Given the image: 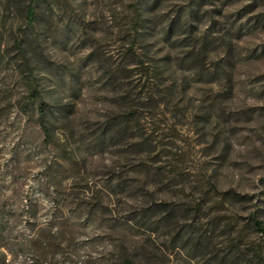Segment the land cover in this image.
<instances>
[{"label":"rangeland","instance_id":"obj_1","mask_svg":"<svg viewBox=\"0 0 264 264\" xmlns=\"http://www.w3.org/2000/svg\"><path fill=\"white\" fill-rule=\"evenodd\" d=\"M3 2L0 264L262 253L248 216L258 207L264 225V0H46L22 54Z\"/></svg>","mask_w":264,"mask_h":264},{"label":"trees","instance_id":"obj_2","mask_svg":"<svg viewBox=\"0 0 264 264\" xmlns=\"http://www.w3.org/2000/svg\"><path fill=\"white\" fill-rule=\"evenodd\" d=\"M44 6H49L46 4V0H4L3 8L10 9L13 13H17L21 20L22 26L20 30L22 31V35L19 40L15 41L18 52L22 54L23 52V44L29 42L27 39V31L34 30L39 23V11ZM33 50V49H32ZM34 53V51H33ZM25 83L28 88L27 99L28 102L31 103L36 110L37 113V121L38 125L43 132V135L46 140H49L53 134V123L51 122L53 118V113L51 111L50 105L44 101V97L42 95V91H40L33 79V73L30 72L28 76L25 77ZM223 199L228 200V198L235 200L237 202H244L247 196H243L237 193H231V191H226L222 193ZM255 208L254 211L249 213L248 222L249 225L261 236H264V225L263 222L259 219L260 217V209ZM164 214L167 219L173 216V213L167 209H164ZM212 229H209L207 233H205L204 241L201 243L202 248L205 251L211 252V239H212ZM239 246L233 243H229L227 248L223 251H215L212 253L213 259H215V263L217 264H264L263 263V254L264 249H262V253L258 255V257H248L249 261L246 259L247 255L241 254V251L238 249ZM126 264H133V260L130 258L125 259Z\"/></svg>","mask_w":264,"mask_h":264}]
</instances>
